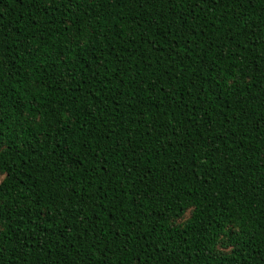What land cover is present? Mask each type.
I'll use <instances>...</instances> for the list:
<instances>
[{
    "label": "trees",
    "instance_id": "trees-1",
    "mask_svg": "<svg viewBox=\"0 0 264 264\" xmlns=\"http://www.w3.org/2000/svg\"><path fill=\"white\" fill-rule=\"evenodd\" d=\"M0 264H264V0H0Z\"/></svg>",
    "mask_w": 264,
    "mask_h": 264
}]
</instances>
